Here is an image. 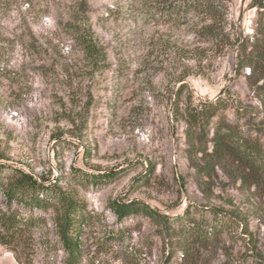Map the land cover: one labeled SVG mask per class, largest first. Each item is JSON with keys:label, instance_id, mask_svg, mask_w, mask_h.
I'll return each mask as SVG.
<instances>
[{"label": "rangeland", "instance_id": "1", "mask_svg": "<svg viewBox=\"0 0 264 264\" xmlns=\"http://www.w3.org/2000/svg\"><path fill=\"white\" fill-rule=\"evenodd\" d=\"M169 1L0 0V207L9 204L5 180L23 170L85 207L76 264H180L182 250L146 207L176 229L217 227L196 247L198 264H264V196L222 172L203 183L173 109L178 96L224 94L245 128L264 124V71L236 66L241 49L264 44L257 8L232 0L212 40L202 17L165 15ZM83 30L101 59L83 50ZM131 201L141 211L122 217L116 204ZM11 204L36 224L12 243L0 239V264H68L54 211Z\"/></svg>", "mask_w": 264, "mask_h": 264}, {"label": "trees", "instance_id": "2", "mask_svg": "<svg viewBox=\"0 0 264 264\" xmlns=\"http://www.w3.org/2000/svg\"><path fill=\"white\" fill-rule=\"evenodd\" d=\"M231 1H169L165 4L164 14L175 16L177 20L185 23L195 17H202L204 22L200 30L210 39L216 40L223 33L219 23L225 20ZM253 6L258 11V33L264 36V0H253ZM77 37L85 53L101 59V48L95 44L92 36L83 30ZM257 41L259 45L256 43L250 51L241 49L243 51L238 54L237 68L248 64L254 72L256 69L264 71V44H261L260 38ZM261 78V87H264V73ZM180 97L174 102L175 119L186 124L188 159L202 182L207 184L218 176V172H222L234 183H239L241 188H254L258 195L264 196V124L245 128L240 122L243 110L230 96L224 94L213 101L199 103H195L191 97L184 102ZM230 108L233 109L232 118L227 113ZM0 168H3L1 164ZM45 181L46 179L38 180L23 170H16L7 177L4 183L9 204L5 209L0 207L1 242L8 244L18 240L36 224L32 215L20 216L13 210V200L29 211L32 208L43 211L52 209L57 235L69 253L68 264H76L81 252L78 235L81 226L88 219L85 207L69 190L51 182L47 184ZM116 209L122 217L141 211L137 201L117 203ZM142 211L155 223L163 226L166 234L170 235L173 249L182 250L180 264H198L196 247L208 246L212 239L219 235V230L214 226L203 230L197 222L190 221L176 229L170 224L168 216L149 207ZM258 261L257 259L256 262Z\"/></svg>", "mask_w": 264, "mask_h": 264}]
</instances>
